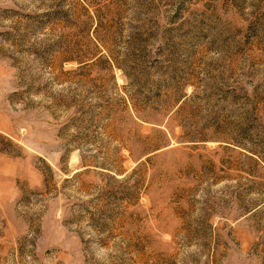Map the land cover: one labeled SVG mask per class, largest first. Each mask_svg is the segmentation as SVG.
<instances>
[{"label":"rangeland","instance_id":"374dc122","mask_svg":"<svg viewBox=\"0 0 264 264\" xmlns=\"http://www.w3.org/2000/svg\"><path fill=\"white\" fill-rule=\"evenodd\" d=\"M0 264H264V0H0Z\"/></svg>","mask_w":264,"mask_h":264}]
</instances>
